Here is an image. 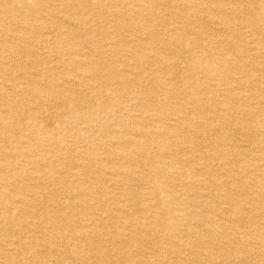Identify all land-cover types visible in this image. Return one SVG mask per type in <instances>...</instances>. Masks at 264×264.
Listing matches in <instances>:
<instances>
[{"label":"rangeland","instance_id":"obj_1","mask_svg":"<svg viewBox=\"0 0 264 264\" xmlns=\"http://www.w3.org/2000/svg\"><path fill=\"white\" fill-rule=\"evenodd\" d=\"M59 1L73 6L74 21L81 18L92 25L83 31L81 48L74 47L69 36L55 44L56 35L35 23L44 17L51 27L71 31L72 19L52 17L57 14L53 8L58 0H0V30L9 35L0 36L1 86L10 91L7 80L21 75L14 64L18 54L22 69L43 79L40 95L25 99L23 112L15 111L14 124L0 126V198L6 203L0 216L14 217L15 229L11 234L0 222V264H208L209 257L195 260L190 256L196 248L182 252L178 246L189 244L185 225L195 227L197 214L205 220L208 215L224 221L231 230L229 235L217 234L223 244V254L216 260L219 264H264V0H137V5L136 0ZM201 5L214 9L210 16L222 19L229 34L204 20L207 14L200 12ZM140 30L147 37L139 36ZM178 41L184 43L181 50ZM244 42L248 48L241 53ZM197 43L201 45L195 50ZM26 46L32 53L25 56L21 52ZM84 56L91 65L78 61ZM254 63L263 64L262 69ZM71 76L95 91H106L99 105L88 108L85 96L78 93L69 97L51 93L52 88L59 93L67 86L63 79ZM123 79L138 80V88L130 84L117 92L124 87ZM24 87H19V99ZM214 102H223L219 108L222 120L212 114ZM2 103L0 100V114L5 111ZM195 130L200 132L198 136L193 134ZM131 139L141 141L142 146L129 148ZM112 170L125 178L103 183ZM130 173L136 176L129 178ZM41 174L51 181L41 204L52 203L54 188L55 194L62 191L65 198L84 199L86 193L100 197L97 200L106 208L105 215L106 211L114 215L101 227L102 243L80 239L85 218L72 217L68 205L59 208L71 216L67 220L46 213L30 217L12 209L6 197L17 188L7 186L6 179L17 183L28 196L26 190L36 187L29 176ZM251 178L263 181L259 188ZM102 186L112 201L99 191ZM210 197L222 207L219 211L205 207ZM37 203L32 204L31 212L43 210ZM116 203L118 208L125 206L124 214ZM236 210L241 211L238 218ZM92 211L96 217L100 213L99 209Z\"/></svg>","mask_w":264,"mask_h":264},{"label":"bare ground","instance_id":"obj_2","mask_svg":"<svg viewBox=\"0 0 264 264\" xmlns=\"http://www.w3.org/2000/svg\"><path fill=\"white\" fill-rule=\"evenodd\" d=\"M22 1V0H21ZM135 3H136V5L138 4L137 3V0L136 1H134ZM37 3V2H36ZM35 3V4H36ZM76 4H77V1H76ZM75 4V5H76ZM55 7V9L53 8V10H57V14H56V16H52L53 17V19H55V18H58L59 20H61V19H74L73 17V14L72 13H70L71 11H72V9H73V6L70 4V3H66V2H64V1H59L58 0V3H56L55 5H54ZM181 8V7H180ZM91 9H92V7H91ZM12 11H14V9H11ZM212 10H214L213 8H210V7H205V6H203V5H201L200 6V12L201 13H205V14H207V15H204L203 16V18H204V20L205 21H208V22H210V24L211 25H213L214 27H215V29H217L218 31H221V33H225L226 35L227 34H229V32H230V28L229 27H227L226 25L227 24H225V23H223V22H221V20L220 21H218V20H216L214 17H212V16H210V15H212V14H210V12L212 11ZM76 11V10H75ZM156 12V11H155ZM181 12V11H180ZM4 13V12H3ZM200 14V13H199ZM73 16V17H72ZM90 16H92V15H90L89 14V17ZM131 16V15H130ZM181 16V15H180ZM197 17V16H196ZM17 19H19L20 17H16ZM87 18V17H86ZM108 18V17H107ZM217 18V17H216ZM76 21H74L73 20V22H71V24H72V29H71V31H64V29L62 28V27H58V28H55V27H51L50 26V24H48L45 20H44V17L43 18H41V22H38L37 20L35 21V23H37L36 25L39 27V28H42V29H44L49 35L50 34H55L56 36H55V38L54 39H57V40H54V41H57V42H55V44H57L58 43V41L59 40H61V39H63V37H65V36H69V37H71V39H72V41L75 43V44H72L74 47H78V48H81V47H83V45L84 44H80V39L82 38V36L84 35L83 33V31H85L84 29L86 28V26H92L91 25V23L90 22H88L87 20H82L81 18H79V19H75ZM105 20H107V19H105ZM101 21V20H100ZM109 21H111V20H109ZM223 21V20H222ZM104 22V21H103ZM98 23V22H97ZM120 25V24H119ZM158 26V25H157ZM229 26V25H228ZM254 27H256V26H252V28H253V30L255 31V28ZM145 28V27H144ZM68 29V28H67ZM143 29V28H142ZM125 30V29H124ZM216 30V31H217ZM96 32V31H95ZM98 33V32H97ZM137 33H139L140 35L139 36H144V37H147V34L148 33H146V31H144V30H140L139 32H137ZM220 33V32H219ZM93 34V33H92ZM132 34V33H131ZM254 35H257V32H254ZM0 36H2V37H4V38H6L7 36H9L8 34H7V32H5V31H3V30H0ZM101 36V35H100ZM162 36V35H161ZM225 36V35H224ZM230 36V35H229ZM152 37V36H151ZM260 37V36H259ZM226 38H228L227 36H226ZM159 39V38H158ZM233 39V38H232ZM39 40V39H38ZM151 40H153L154 41V37H153V39H151ZM236 40V39H235ZM234 40V41H235ZM238 40V39H237ZM102 41V40H101ZM167 42H171V39H167ZM147 43V42H146ZM177 49H179L180 48V50H181V48L182 47H184V43L183 42H181V41H178L177 42ZM194 45H196V47L194 48L195 50H197L199 47H200V45L201 44H194ZM209 45V44H208ZM106 46V45H105ZM108 46V45H107ZM106 46V47H107ZM135 46L136 47H140L141 46V44H135ZM94 47H96L95 45H94ZM24 48V50L21 52L23 55H30V53H32V51L30 50V48H29V46H26V47H23ZM104 48V47H103ZM206 48V47H205ZM241 49H240V52L242 53V52H244L243 50H245V49H247L248 48V44L246 43V42H244V44L242 45V47H240ZM6 49L9 51V52H12L11 50V48L10 47H7L6 46ZM98 49V48H97ZM217 49H219L220 50V48L218 47ZM98 50H100V48L98 49ZM180 50H178V53H180ZM51 51V50H50ZM218 51V50H217ZM211 52V51H210ZM218 52H221V51H218ZM53 53H55V52H53ZM226 53V52H225ZM62 54V53H61ZM248 54V53H247ZM17 55V54H16ZM33 55V54H32ZM38 55V54H37ZM54 55V54H53ZM202 56L204 55V54H201ZM19 56V54L15 57V60H14V64L16 65V67L17 68H19L18 69V71L19 72H21V75H19V77H18V79H14V80H7V82L9 83V85H10V87H9V90L10 91H7V90H5V88H7V87H5L4 88V85H2L1 86V84H0V100H2L3 101V103H2V105H1V107H3V108H5V111L4 112H2L3 114H0V126L1 125H5V126H10L11 124H14V118H15V111H19L20 110V112H23V110H25L24 109V102H25V99H27L28 98V100L30 99L31 100V98L33 99V98H36L38 95H40V91L38 90V89H40L41 88V86H42V82H43V79H41L40 80V75L38 74L37 76V78H33L32 76H30L31 75V72H26L25 71V69H22L23 67L20 65L21 64V62L18 60V57ZM102 56V55H101ZM100 56V57H101ZM181 56H185V55H181ZM86 60V61H85ZM92 60V59H91ZM226 60V59H225ZM78 61L81 63V64H83V63H86L87 61L90 63V60H89V58L87 59V58H85V56L82 58V59H79L78 58ZM116 61H118V60H116ZM120 61H122L121 59H120ZM12 62V61H11ZM70 62H73L72 60H70ZM3 63V62H2ZM185 63V62H184ZM122 64V63H121ZM125 64H126V62H125ZM230 65H231V63H229ZM239 64V63H238ZM255 64V63H254ZM78 65V64H77ZM90 65H91V63H90ZM112 65V64H111ZM127 65V64H126ZM255 65H257V63L255 64ZM262 65L263 64H259V65H257V66H259V68L260 69H262ZM0 66H1V64H0ZM237 66V65H236ZM106 67V66H105ZM108 67V66H107ZM106 67V68H107ZM166 67V66H165ZM191 67V66H190ZM73 68V67H72ZM162 68H164V67H162ZM166 68H168V66L166 67ZM171 68H173V67H170L169 69H171ZM191 68H194V67H191ZM202 68V67H201ZM263 68H264V66H263ZM165 69V68H164ZM164 69H162V70H164ZM176 69V68H175ZM209 69V68H208ZM72 70V69H71ZM150 70V69H149ZM167 70V69H166ZM216 70V69H215ZM37 71V70H36ZM82 71H84V70H82ZM81 71V72H82ZM158 71V70H157ZM173 71H175V70H173ZM176 71H177V69H176ZM226 71V70H225ZM263 71H264V69H263ZM15 72V71H14ZM35 72V71H34ZM53 72V71H52ZM76 72V71H75ZM246 72V71H245ZM37 73V72H36ZM65 73V72H64ZM157 73V72H156ZM249 73V72H248ZM194 74H196V73H194ZM99 76H102V75H99ZM152 76H155V75H152ZM71 77H73V76H71ZM140 77V76H139ZM143 77V76H142ZM237 77H238V75H237ZM11 78V77H10ZM88 78V77H87ZM105 78V77H104ZM103 78V79H104ZM115 78L117 79L118 77H116L115 76ZM144 78V77H143ZM215 78V77H214ZM250 78V77H249ZM102 79V78H101ZM235 79V78H234ZM244 79H245V77H244ZM98 80H100V79H98ZM113 80H115V79H113ZM142 80V79H141ZM191 80V79H190ZM221 80V79H220ZM225 80V79H224ZM243 80V79H242ZM255 80V79H254ZM253 80V81H254ZM261 80V79H260ZM264 80V79H263ZM84 81V80H83ZM94 81V80H93ZM97 81V80H96ZM123 86L124 87H122L121 86V88L119 87V90H117V92L119 91V93H121V92H123L124 90H127L130 86V84H131V86L132 87H135V88H138V86H139V82H138V80L136 81V82H129V80L128 79H123ZM184 81V80H183ZM89 82V81H88ZM109 82V81H108ZM114 82V81H113ZM185 82V81H184ZM251 82V81H250ZM256 82V81H255ZM63 83L64 84H66L67 86L66 87H64V88H61L59 91V93H56L57 91L54 89V88H52L51 89V93H52V91H53V94H56V95H60V96H67V97H69V96H71V95H76V93H78V94H81V95H84L85 96V104H86V106L88 107V108H92V107H94V106H96V105H99L98 103L101 101V99H102V97L105 95V93H106V91L103 89V88H101V90L100 91H95L94 90V88L93 87H88V86H85L84 84H85V82H84V84L78 79V78H76V76L75 77H73V78H64L63 79ZM94 83V82H93ZM112 83V82H111ZM21 84H24L25 85V87L24 88H26L25 89V93L23 94V96L21 97V99H19V94H18V90H19V87H20V85ZM63 84V85H64ZM103 84V83H102ZM104 84H106V83H104ZM103 84V85H104ZM110 84V83H109ZM184 84V83H183ZM6 85V84H5ZM62 85V84H61ZM119 85V84H118ZM232 85V84H231ZM255 86V85H254ZM62 87V86H61ZM115 87V86H114ZM143 87V86H142ZM241 87H244V86H241ZM100 88V87H99ZM157 88V87H156ZM213 88V87H212ZM103 89V90H102ZM142 89V88H141ZM155 89V88H154ZM147 90V89H146ZM145 90V91H146ZM20 91H22V90H20ZM50 91V90H49ZM56 91V92H55ZM151 91V90H150ZM155 91V90H154ZM174 92V91H173ZM205 92V91H204ZM222 92V91H221ZM231 92V91H230ZM234 92V91H233ZM133 93V92H132ZM184 93V92H183ZM216 93V92H215ZM176 94V93H175ZM151 95V94H150ZM192 95V94H191ZM194 95V94H193ZM199 95H201V94H199ZM147 96V95H146ZM171 96H172V94H171ZM180 96V95H179ZM187 96V95H186ZM196 96H197V94H196ZM9 97H12V98H10L9 99ZM158 97V96H157ZM156 97V98H157ZM188 97V96H187ZM220 97V96H219ZM261 97V96H260ZM149 97H147L146 99H148ZM177 98V97H176ZM261 98H263V96L261 97ZM255 99H257V98H255ZM82 100H83V98H82ZM115 100V99H114ZM149 100V99H148ZM40 101V100H39ZM132 101H134V100H132ZM195 101H196V103H198L199 101H200V99H199V97H198V99H196L195 98ZM217 101V100H216ZM32 102V101H31ZM224 102H225V100H224ZM53 103V102H52ZM215 103V102H214ZM104 104H105V102H103V105H101L100 106V108L102 107V106H104ZM154 104V103H153ZM222 104H223V102L222 103H219L218 102V104L217 103H215L214 104V110H212V114H215V115H217L216 116V118H219V120L221 119L220 117V114L222 113V111H221V109H219L220 107H222ZM56 105V104H55ZM138 105V104H137ZM147 105V104H146ZM151 105H152V103H151ZM208 105V104H207ZM139 106V105H138ZM148 106V105H147ZM203 106V105H202ZM224 106V105H223ZM231 106V105H230ZM145 107V106H144ZM186 107V106H185ZM213 107V106H212ZM146 108V107H145ZM188 108V107H187ZM196 108V107H195ZM194 108V109H195ZM242 108V107H241ZM185 109V108H184ZM200 109V108H199ZM210 109V108H209ZM232 109V108H231ZM230 109V110H231ZM171 110H172V108H171ZM176 110V109H175ZM183 110V109H182ZM236 110V109H235ZM56 111V110H55ZM179 111H180V109H179ZM206 111V110H205ZM220 111V112H219ZM232 111V110H231ZM234 111V110H233ZM242 111H244V110H242ZM25 112V111H24ZM27 112V111H26ZM172 112V111H171ZM225 113H226V110L224 111ZM249 113H251L250 111H249ZM259 113V112H258ZM43 114V113H42ZM50 114V113H49ZM187 114H189V113H187ZM223 114V113H222ZM52 115V114H51ZM186 115V114H185ZM99 116V115H98ZM100 116H101V114H100ZM189 116V115H188ZM188 116H187V118H188ZM205 117L204 118H206L207 116L206 115H204ZM233 116V115H232ZM62 116H59V118L57 119V120H59L58 122H61L62 121ZM145 118V117H144ZM166 118V117H165ZM164 118V119H165ZM203 118V119H204ZM231 118V117H230ZM238 118V117H237ZM50 119V118H49ZM118 119V118H117ZM133 119V118H132ZM143 119V118H142ZM179 119H181V118H179ZM21 120H23V119H21ZM97 121H99V119H96ZM134 120H135V118H134ZM146 120H147V118H146ZM178 120V119H177ZM191 120V119H190ZM222 120V119H221ZM9 121H11V122H9ZM179 121H181V120H179ZM182 121H184V120H182ZM187 121V120H186ZM199 122H200V119L198 120ZM197 121V122H198ZM216 121V120H215ZM22 122V121H21ZM196 122V121H195ZM198 122V123H199ZM246 122V121H245ZM154 123V122H153ZM205 122H203L202 123V125L204 124ZM239 123V122H238ZM237 123V124H238ZM243 123V122H242ZM249 123V122H248ZM131 124V123H130ZM129 124V125H130ZM148 124H150V122H148ZM192 124L193 123H190V127L192 128ZM233 124V123H232ZM154 125V124H153ZM131 126V125H130ZM150 126H151V124H150ZM222 125H220V127H221ZM227 126V125H226ZM229 126V125H228ZM231 126V125H230ZM233 126V125H232ZM183 127V126H182ZM105 129H107V128H105ZM111 129V128H110ZM117 129H119V128H117ZM135 129V128H134ZM146 129H148V128H146ZM233 129H234V126H233ZM132 131H134L133 129H131ZM137 130V129H136ZM152 130V129H151ZM226 130V129H225ZM228 130V129H227ZM185 131V130H184ZM214 131V130H213ZM231 131V130H230ZM229 131V132H230ZM236 131V130H235ZM1 132V131H0ZM119 132V131H118ZM117 132V133H118ZM122 132V131H121ZM192 132V131H191ZM106 133V132H105ZM145 133V132H144ZM200 132H198V131H193V134L195 135V136H198V134H199ZM60 134H61V132H60ZM176 134V133H175ZM235 134V133H234ZM120 135V134H119ZM167 136H168V134H167ZM171 136V135H170ZM172 136H174V135H172ZM130 137V136H129ZM186 137V136H185ZM219 137V136H218ZM229 137V136H228ZM131 138V137H130ZM139 138V137H138ZM160 138V137H159ZM164 138V137H163ZM162 138V139H163ZM172 138V137H171ZM0 139H1V136H0ZM134 139V138H133ZM181 139V138H180ZM219 139V138H218ZM132 140V139H131ZM171 140V139H170ZM173 140V139H172ZM119 141V140H118ZM151 141V140H150ZM187 141V140H186ZM192 141V140H191ZM177 142V141H176ZM180 143H182L181 142V140L179 141ZM179 142L178 143H176V144H179ZM119 143V142H118ZM157 143V142H156ZM169 143V142H168ZM172 143V142H171ZM183 143H185L184 141H183ZM182 143V144H183ZM197 144H198V142H196ZM129 144H130V147L129 148H134V149H137V148H139V147H141L142 145V143H141V141H138V140H136L135 139V141L134 140H132L131 142H129ZM128 144V145H129ZM144 144H146V143H144ZM159 144V143H158ZM174 144V143H173ZM196 144V145H197ZM254 144V143H253ZM28 145V144H27ZM118 145V144H117ZM186 145V144H185ZM190 145V144H189ZM201 144L199 143V146H200ZM229 145V144H228ZM155 146V145H154ZM158 146V145H157ZM176 146V145H175ZM187 146V145H186ZM195 146V145H194ZM202 146V145H201ZM196 147V146H195ZM188 148V147H187ZM220 148V147H219ZM66 149V148H65ZM190 149V148H189ZM193 149H195V148H193ZM196 149H197V147H196ZM199 149V148H198ZM208 149V148H207ZM64 150V149H63ZM112 150V149H111ZM110 150V151H111ZM176 150V149H175ZM203 150V149H202ZM59 151V150H58ZM147 151H149V150H147ZM171 151V150H170ZM199 151V150H198ZM260 151V150H259ZM100 152H102V151H100ZM142 152V151H141ZM176 152V151H175ZM196 152V151H195ZM204 152V151H203ZM203 152H201V153H203ZM52 153V152H51ZM205 153V152H204ZM2 154V153H1ZM47 154V153H46ZM113 155H114V153H112ZM121 154L122 153H119V152H115V156H120L121 157ZM154 155V154H153ZM96 156V155H95ZM119 157V158H120ZM132 158H130V159H133V156H131ZM176 157H177V154H176ZM122 158V160L124 159V157H121ZM63 159V158H62ZM126 159H128V158H126ZM136 159V158H135ZM67 161H68V159H66ZM120 160V159H119ZM211 160V159H210ZM253 160V159H252ZM136 161V160H135ZM242 161V160H241ZM260 161H263L262 159L260 160ZM183 162V161H182ZM109 163V162H108ZM124 164V163H123ZM122 164V165H123ZM126 164V163H125ZM128 164V163H127ZM140 164V163H139ZM112 165V164H111ZM207 165V164H206ZM124 166V165H123ZM135 166V165H134ZM125 167V166H124ZM207 167V166H206ZM67 169H69L68 167H67ZM118 169V168H117ZM116 169V170H117ZM205 169V168H204ZM114 171V170H112L113 172L112 173H109L108 174V178H107V176L105 177V180H104V182L103 183H109V181L110 180H113L114 178H118L119 179V177H121L122 176V178H125V176H124V174H122L120 171ZM213 170V169H212ZM52 172V171H51ZM213 172H214V170H213ZM232 172V171H231ZM40 173V172H39ZM84 173H86V172H84ZM217 173V172H216ZM42 175V174H41ZM76 175V174H75ZM131 175H133L134 177L136 176V173H130V174H128V176H129V178H130V176ZM43 176V175H42ZM42 176H32V175H30L29 177H31V178H28L29 180L28 181H33V182H35L36 183V187H34V188H28L27 190H26V192H27V194H28V196L27 195H23V193L21 192V189H20V187H18V184L17 183H12V182H10V181H8V179H6V184H7V186L9 185V186H11V187H14V188H17V189H13V194L11 195V196H9V197H6L7 199H6V201H8V203H10L11 204V206H12V209L13 208H17L18 210H20L21 211V213L22 214H25V215H28V216H33V215H37L38 213H40V215L42 214V215H44L45 213V215H47L48 217H50V215L52 216V215H56V216H58L59 218H63V219H65V220H67V218L69 217V219H70V217L72 216V217H74V218H79V219H82V217H84L85 218V220H84V229L83 230H81V232H79L80 234H79V237H80V239L81 240H83V241H88V240H98V242L100 241V240H103V238H102V236H101V234H100V232H101V227H103L105 224H106V222L109 220H111V219H113L114 218V215L111 213V212H108V211H106L107 213H106V215H105V211H103V210H105L103 207H102V205H101V203H99L98 202V198H100V197H98V198H96V197H94V194H92V193H86V195H84V199H81L80 197H76V198H65L64 196L62 197V191L61 192H58L57 194H55V192H54V189L53 190H51V202L52 203H50L49 205H46V204H41V199H43V198H45L46 197V193H45V191L46 190H49L48 188H49V186H51V181L48 179V177H42ZM139 176V175H138ZM219 176V175H218ZM223 177V176H222ZM221 177V178H222ZM245 177V176H244ZM111 178V179H110ZM139 178H140V176H139ZM218 178V177H217ZM220 178V179H221ZM90 179V178H89ZM127 179V178H126ZM219 179V178H218ZM226 179V178H225ZM251 179H253L254 180V187H257V188H259V185L261 184V182H263V181H260V179H254V178H251ZM78 180V179H77ZM80 180H81V178H80ZM101 180V179H100ZM125 180V179H124ZM79 181V180H78ZM223 181H224V179H223ZM113 182V181H112ZM133 182V181H132ZM12 183V184H11ZM102 183V184H103ZM223 183V182H222ZM20 184V183H19ZM187 184V183H186ZM189 184V183H188ZM230 184V183H229ZM232 184V183H231ZM106 186V185H105ZM98 187V186H97ZM118 187V186H117ZM230 187V186H229ZM98 189V188H97ZM225 189V188H224ZM118 190H120V189H118ZM256 190V189H255ZM98 191V190H97ZM99 191L100 192H102L103 194H104V189H103V186L102 187H100V189H99ZM121 191V190H120ZM53 192V193H52ZM1 193V192H0ZM215 193V192H214ZM231 193V192H230ZM75 194H78V193H75ZM53 196L54 197H56V196H58L60 199H58V200H56V198H53ZM104 196H106L107 197V201H112V198H109L108 196H107V194H104ZM119 196V195H118ZM213 196V195H212ZM142 197V196H141ZM47 198V197H46ZM211 198V197H210ZM75 199H80V201L79 202H76L75 201ZM102 199V198H101ZM100 199V200H101ZM227 199V198H226ZM2 200H4V199H2V198H0V208L2 207V209H3V207H5L6 206V203H4ZM259 200V199H258ZM101 201H105V200H101ZM261 201V200H260ZM264 201V200H263ZM34 202H38L37 204H39L41 207H42V209L43 210H39L38 208H34L35 210H32V212H31V210L30 209H33V206H32V204L34 203ZM126 202V201H125ZM149 202V201H148ZM153 202V201H152ZM80 203H82V204H80ZM91 203H92V208H89V206L91 205ZM107 203V202H106ZM134 203V202H133ZM144 203H145V201H144ZM206 203V202H205ZM112 204H114L113 202H112ZM167 204V203H166ZM203 204V203H202ZM42 205H45V206H42ZM65 205H68V208H67V210H70L72 213H71V216H68V214L67 213H64L63 211H61L59 208H64L65 207ZM119 203H116V207L118 208L119 206ZM122 205V204H121ZM62 206V207H61ZM226 206V205H225ZM254 205L252 204V207H253ZM129 207V206H128ZM205 207L207 208H210V209H213V211H219V207H221V206H219V203L217 202V201H215V199L214 198H211V202H208V204H206L205 205ZM222 208V207H221ZM11 209V208H10ZM65 209V208H64ZM95 210V209H99V214H98V216L96 217V215L94 216V214H93V211L92 210ZM234 209V208H233ZM118 210H119V212L121 213V214H124L125 213V206H122L121 208H118ZM159 210H161V209H159ZM230 210V209H229ZM44 211H46V212H44ZM85 211V212H84ZM170 211V210H169ZM181 211V210H180ZM224 211V210H223ZM237 211V210H236ZM236 211H235V213H234V215H235V217H237V215L238 216H240V214H241V211L240 210H238L237 212L238 213H236ZM115 212V211H114ZM231 213H232V209H231V211H230ZM9 214H11V215H13L12 213H9ZM8 214V215H9ZM253 214V213H252ZM6 215V214H5ZM40 215H37V216H40ZM244 215V214H243ZM7 216V215H6ZM132 216V215H131ZM135 216V215H134ZM207 217H206V219L207 220H205V218L203 219V217H200V215H196L195 216V221H196V225H195V227H193L192 226V224H189V223H187L185 226H186V230H187V234H188V238H189V240H190V242H189V244H187V245H183V246H180V245H178L179 246V248H180V251H182V252H185V251H188L189 252V250H190V248H196V250L197 251H195V253L194 254H191L190 256L193 258V259H195V260H197V259H202L204 256H206V257H209V259L207 260V262H208V264H219L216 260L218 259V258H220L219 256H221V253H222V251L221 250H223L222 248H223V244H222V242H221V240L219 239V238H217V234L218 233H220V234H222V236L224 235H229V233H228V231L230 230V228L227 226V224H226V222H224L223 220V222H220V221H215L214 219H212V217H210V216H208V215H206ZM120 217V216H119ZM217 218V217H216ZM238 218V217H237ZM117 219V218H116ZM126 219V218H125ZM242 219V218H241ZM134 220V219H133ZM233 220V219H232ZM231 220V221H232ZM248 220H249V218H248ZM252 220V219H251ZM13 221H14V217H11V218H8V220L5 218V216H0V222H1V224H2V226L5 228V230H7L8 232H10L11 234H15V229H14V225H13ZM63 221V220H62ZM16 222V221H15ZM122 222V221H121ZM82 223V222H81ZM230 223V222H229ZM260 223V222H259ZM258 223V224H259ZM261 223H263V222H261ZM260 223V224H261ZM237 224V223H236ZM239 224V223H238ZM124 225V224H123ZM139 224H137V226H138ZM177 225V224H176ZM230 225V224H229ZM235 225V224H234ZM78 226H80V225H78ZM129 226V225H128ZM237 226V225H236ZM235 226V227H236ZM81 227V226H80ZM112 227V226H111ZM141 227V226H140ZM235 227L234 228H232V229H235ZM79 228V227H78ZM83 227H81L80 229H82ZM77 229V228H76ZM243 229V228H242ZM71 230V229H70ZM239 230V229H238ZM231 231V230H230ZM73 232V231H72ZM106 232V231H105ZM68 233V232H67ZM77 233V232H76ZM112 233V232H111ZM233 234H234V232H233ZM112 235H116V233H112ZM180 235V234H179ZM235 235V234H234ZM63 236H64V234H63ZM181 236V235H180ZM185 236V235H184ZM221 236V237H222ZM6 237V236H5ZM69 237V236H68ZM155 237V236H154ZM56 238H57V240L58 241H60L61 242V240H63V239H61V238H59L58 236H56ZM177 238V237H176ZM229 238V237H228ZM233 238V237H232ZM34 239V238H33ZM71 239V238H70ZM76 239V238H75ZM235 239V238H234ZM182 240H183V238H182ZM75 241V240H74ZM77 241H80V240H77ZM104 241V240H103ZM102 241V242H103ZM101 242V241H100ZM101 242V243H102ZM63 244H62V247H64V248H67L66 247V244L64 243V242H62ZM100 243V244H101ZM12 245H16L17 246V243H12ZM252 245V244H251ZM8 246V245H7ZM10 246V245H9ZM24 246V245H23ZM81 246V245H80ZM240 246V245H239ZM259 246V245H258ZM4 247V246H3ZM2 247V248H3ZM72 247V246H71ZM10 249H11V247H10ZM235 249V248H234ZM246 249V248H245ZM250 249V248H249ZM70 250V249H69ZM228 250V249H227ZM4 251V250H3ZM3 251H1V253L2 254H4V252ZM71 251V250H70ZM29 253V252H28ZM223 254V253H222ZM29 255V254H28ZM33 255V254H32ZM180 255V254H179ZM38 256V255H37ZM49 256V255H48ZM213 256H215L216 258H212ZM17 257V256H16ZM92 257V256H91ZM35 260V259H34ZM4 261V260H3ZM235 261V260H234ZM241 262V261H240ZM245 262V261H244ZM16 263V262H15ZM253 263V262H252ZM41 264V263H40ZM197 264V263H196ZM240 264V263H239ZM253 264H255V263H253Z\"/></svg>","mask_w":264,"mask_h":264}]
</instances>
